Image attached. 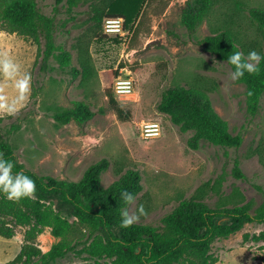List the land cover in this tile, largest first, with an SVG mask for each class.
I'll use <instances>...</instances> for the list:
<instances>
[{
    "label": "rangeland",
    "instance_id": "374dc122",
    "mask_svg": "<svg viewBox=\"0 0 264 264\" xmlns=\"http://www.w3.org/2000/svg\"><path fill=\"white\" fill-rule=\"evenodd\" d=\"M187 1L149 0L131 32L124 28L120 34L109 32L108 18L99 22L96 17L97 10L106 7L104 0H79L72 11L66 1L57 5V0H38L41 11L55 21L57 46L72 55L71 67L65 70L55 58L44 68L32 40L0 32V52L32 75L28 105L16 117H0V135L10 141L18 162L41 176L79 181L92 164L106 158L110 166L101 176L105 189L128 170L139 171L143 191L132 210L142 204L148 213L139 224L162 226L163 217L183 200L202 201L211 208L248 206L252 212L262 207L264 96L259 113L250 116L246 86L229 81L231 66L206 51L200 41L227 29L245 56L251 50L261 53L264 38L250 9L264 10V0H221L193 34L182 23ZM83 66L89 69L88 76L74 78L72 68L82 71ZM121 66L120 76L133 82L132 93L115 94L119 106L130 113L128 121L118 117L100 79L101 72ZM176 87L207 95L211 110L229 132L243 137L241 146L226 148L198 137L189 120H174L181 108L160 111L163 94ZM7 92L14 94L11 88ZM75 101L87 103L94 118L82 126L74 121L58 125L54 114ZM149 124L157 127L151 136ZM236 162L245 178L236 175ZM25 230L18 228L13 239L0 236V264L20 252ZM263 231L264 225L247 224L229 238L216 240V264H264V241L253 239ZM37 243L44 252L52 247L50 229ZM78 262L68 258L60 264Z\"/></svg>",
    "mask_w": 264,
    "mask_h": 264
},
{
    "label": "trees",
    "instance_id": "16d2710c",
    "mask_svg": "<svg viewBox=\"0 0 264 264\" xmlns=\"http://www.w3.org/2000/svg\"><path fill=\"white\" fill-rule=\"evenodd\" d=\"M66 3L69 11L78 7L79 0H57ZM221 0H188L182 11V23L191 34L195 33ZM104 10H97V19L123 18L125 30L131 32L141 17L149 0H104ZM250 16L264 38V10L251 8ZM17 34L32 40L39 47L44 68L55 58L62 70L72 64L69 51L56 44V24L45 15L38 0H0V32ZM200 45L226 61L229 54L242 51L233 33L227 29L215 31L203 38ZM243 52V51H242ZM264 56V50L260 53ZM231 66V65H230ZM118 69L105 70L100 79L109 103L123 121L130 113L123 110L115 97L114 83L120 75ZM232 68V66H231ZM258 75L245 76L239 80L246 86L247 112L255 117L264 96V60ZM89 69L72 68L74 78L87 77ZM183 112L174 116L175 121L189 120L202 137L214 145L239 148L241 135L229 132L227 124L210 107V99L198 90L186 88L168 89L162 96L158 109L162 112L172 108ZM95 113L83 101L73 102L71 108H62L54 114L58 125L74 121L80 126L92 120ZM3 118H0V124ZM195 147L194 140L190 142ZM0 152L15 162L13 172L24 171L36 183L34 198L13 202L0 193V236L13 239L18 228H25L20 252L5 264H60L64 259L74 258L76 264H216L213 244L241 231L247 224L264 225V205L255 212L248 206L211 208L194 199L181 201L162 219V226L136 223L122 229L119 227L120 209L128 207L120 198L127 190L137 196L143 191L142 176L137 170H128L111 187L102 186L101 176L110 162L104 158L92 164L79 181L41 176L25 168L17 160L10 141L0 135ZM235 173L245 178L239 163ZM46 229H50L55 243L44 252L37 243ZM248 239L249 236L245 235ZM256 242L264 241V231L254 236Z\"/></svg>",
    "mask_w": 264,
    "mask_h": 264
},
{
    "label": "clouds",
    "instance_id": "9594fccd",
    "mask_svg": "<svg viewBox=\"0 0 264 264\" xmlns=\"http://www.w3.org/2000/svg\"><path fill=\"white\" fill-rule=\"evenodd\" d=\"M264 60L256 50L248 52L247 56L242 51H235L228 55L224 63L232 66L228 73V80L236 82L245 76L258 75L259 65ZM223 64V63H221ZM13 89L14 94L9 96L7 89ZM131 91V81H117L115 91ZM32 94V75L22 71L21 66L6 53L0 52V117H16L30 102ZM15 162L6 159L0 152V193L7 200L19 202L21 199H32L36 193V183L24 171L13 172ZM120 198L128 207L120 209V225L122 229L129 228L138 223L143 216H147L145 207L141 204L135 210L136 197L125 190L120 192Z\"/></svg>",
    "mask_w": 264,
    "mask_h": 264
},
{
    "label": "built area",
    "instance_id": "2783aa9c",
    "mask_svg": "<svg viewBox=\"0 0 264 264\" xmlns=\"http://www.w3.org/2000/svg\"><path fill=\"white\" fill-rule=\"evenodd\" d=\"M106 27L108 28L109 32H117V33L123 34L125 32L124 31V28H125L124 19L123 18H108L106 20ZM122 80H125V79H123L120 75L115 79L114 89H115L117 81H122ZM126 81H131V80H126ZM132 92H133V82L131 81V91L122 90L120 93H117L115 91V94L125 95V94H130ZM147 128H148L147 131L149 132L148 136L154 135L153 132L157 131L156 125H153V124H149Z\"/></svg>",
    "mask_w": 264,
    "mask_h": 264
}]
</instances>
